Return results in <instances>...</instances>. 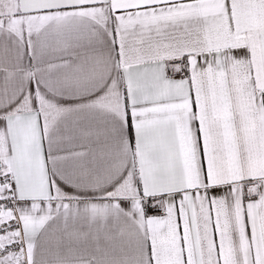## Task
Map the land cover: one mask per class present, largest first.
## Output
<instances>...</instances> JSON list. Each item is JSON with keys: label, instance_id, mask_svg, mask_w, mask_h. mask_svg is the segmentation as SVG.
Here are the masks:
<instances>
[{"label": "snow or ice", "instance_id": "1", "mask_svg": "<svg viewBox=\"0 0 264 264\" xmlns=\"http://www.w3.org/2000/svg\"><path fill=\"white\" fill-rule=\"evenodd\" d=\"M0 264H264V0H0Z\"/></svg>", "mask_w": 264, "mask_h": 264}]
</instances>
